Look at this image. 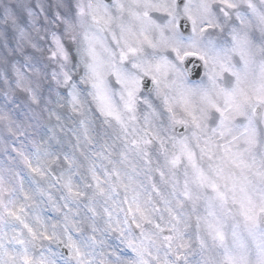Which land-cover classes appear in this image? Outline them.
Wrapping results in <instances>:
<instances>
[{
    "label": "snow or ice",
    "instance_id": "obj_1",
    "mask_svg": "<svg viewBox=\"0 0 264 264\" xmlns=\"http://www.w3.org/2000/svg\"><path fill=\"white\" fill-rule=\"evenodd\" d=\"M0 264H264V0H0Z\"/></svg>",
    "mask_w": 264,
    "mask_h": 264
}]
</instances>
